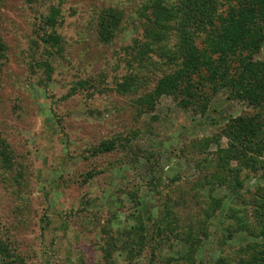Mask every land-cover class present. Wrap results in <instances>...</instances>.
I'll use <instances>...</instances> for the list:
<instances>
[{
    "label": "rangeland",
    "instance_id": "rangeland-1",
    "mask_svg": "<svg viewBox=\"0 0 264 264\" xmlns=\"http://www.w3.org/2000/svg\"><path fill=\"white\" fill-rule=\"evenodd\" d=\"M156 3L170 11L158 43L146 35L147 7ZM178 3L0 0V136L8 154L0 158V241L13 264H239L264 249V175L234 162L230 170L216 156L227 119L256 109L224 91H209L204 115L167 95L150 112L136 102L176 68L166 57L177 51ZM51 7L60 10L52 29L44 23ZM114 13L115 37L103 43L98 23ZM51 30L61 40L47 54L41 37ZM135 41L148 45L141 59ZM137 75L142 88L115 91ZM103 142L114 148L94 153ZM162 203L191 241L161 243L154 254ZM139 222L147 229L138 251L126 232Z\"/></svg>",
    "mask_w": 264,
    "mask_h": 264
},
{
    "label": "trees",
    "instance_id": "trees-1",
    "mask_svg": "<svg viewBox=\"0 0 264 264\" xmlns=\"http://www.w3.org/2000/svg\"><path fill=\"white\" fill-rule=\"evenodd\" d=\"M179 12L173 18L176 21L177 51L167 55L166 60L176 64V68L163 74L154 88L145 91L136 99L143 112H150L154 102L162 95L171 97L184 109L193 108L204 115L210 101V95L224 91L228 100L246 103L256 109L254 114L237 116L227 119L218 137L225 138L226 146L219 147L216 156L221 166L231 170L247 168L254 173L264 175V58L256 59L264 45V0H178ZM225 7L223 11L220 8ZM149 13V29L147 38L158 43L161 23L170 21V11L159 3L147 7ZM60 15L58 7H51L44 23L54 28ZM119 23L116 14L103 17L98 23V34L101 42L109 43L115 37V29ZM60 36L53 30L41 37L46 46L47 54L60 44ZM133 49L139 50L140 59L146 43L135 41ZM4 47L0 40V60ZM181 60V61H179ZM178 61V65H177ZM45 77L50 79L52 67L49 63L42 64ZM163 72V69L158 68ZM143 81L137 76H126L116 86L115 91L125 95L142 88ZM114 148L112 142L101 143L94 153H103ZM7 152L0 136V158L6 162ZM8 157V156H7ZM8 162V161H7ZM240 186V184H238ZM133 200L140 208L143 198L134 193ZM172 206L162 203L158 209L157 222L153 223V233L157 237L154 254L160 252L161 243L186 241L190 243V233L182 238L178 225L172 218ZM146 227L138 223L133 231L126 232L127 238L132 237L136 247L146 245ZM260 236L264 240V220H261ZM119 241L120 237L116 236ZM119 237V238H118ZM116 238L112 237L115 243ZM198 239V238H197ZM133 241V242H134ZM118 243V242H117ZM134 245V243L132 244ZM131 248H134L131 246ZM133 250L129 253L133 255ZM153 254V255H154ZM9 248L0 241V264H13ZM239 264H264V249L258 254L249 255Z\"/></svg>",
    "mask_w": 264,
    "mask_h": 264
}]
</instances>
